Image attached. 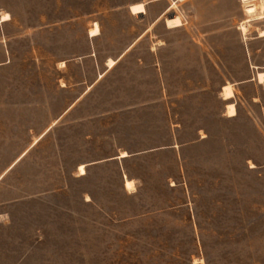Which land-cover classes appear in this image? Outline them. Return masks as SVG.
I'll return each mask as SVG.
<instances>
[{
	"label": "rangeland",
	"instance_id": "obj_1",
	"mask_svg": "<svg viewBox=\"0 0 264 264\" xmlns=\"http://www.w3.org/2000/svg\"><path fill=\"white\" fill-rule=\"evenodd\" d=\"M238 13L0 0V264H264V41Z\"/></svg>",
	"mask_w": 264,
	"mask_h": 264
},
{
	"label": "crops",
	"instance_id": "obj_2",
	"mask_svg": "<svg viewBox=\"0 0 264 264\" xmlns=\"http://www.w3.org/2000/svg\"><path fill=\"white\" fill-rule=\"evenodd\" d=\"M247 1L233 0L239 11V15L234 19L237 24L236 30L240 32L242 41L248 46L253 41H264V0ZM248 7L254 8L252 14L248 13ZM243 27L247 32L243 31Z\"/></svg>",
	"mask_w": 264,
	"mask_h": 264
},
{
	"label": "bare ground",
	"instance_id": "obj_3",
	"mask_svg": "<svg viewBox=\"0 0 264 264\" xmlns=\"http://www.w3.org/2000/svg\"><path fill=\"white\" fill-rule=\"evenodd\" d=\"M181 1H183V0H181ZM243 1L248 2L247 0H243ZM131 11L134 15H137V14H142L146 10H145V6L143 4H138V5L133 6ZM247 11H248V13L252 14V12L254 11V8L248 7ZM4 18L9 19V15H6ZM166 25L168 28H172V29L180 28L183 26V22H182L180 17H175L174 19H172V18L168 19L166 21ZM245 27H243V31L247 32ZM99 32H100L99 26H98V24H95V27L91 30L90 35H91V37H95V36L99 35ZM109 64L112 66L115 63H114V61L110 60ZM257 80L260 84H264V72L257 74ZM223 95H224L225 100H229V99L233 98L234 94H233L231 86L224 87V94ZM227 108L229 110V115L231 117L236 115L234 105H229ZM121 157H123V158L127 157V154H122ZM84 170H85V166L84 165L80 166V171L82 172V174H85ZM133 186H134V183L132 181L126 182V187L128 189H132Z\"/></svg>",
	"mask_w": 264,
	"mask_h": 264
},
{
	"label": "water",
	"instance_id": "obj_4",
	"mask_svg": "<svg viewBox=\"0 0 264 264\" xmlns=\"http://www.w3.org/2000/svg\"><path fill=\"white\" fill-rule=\"evenodd\" d=\"M170 18V17H169Z\"/></svg>",
	"mask_w": 264,
	"mask_h": 264
}]
</instances>
